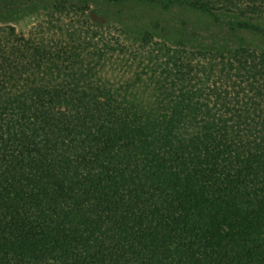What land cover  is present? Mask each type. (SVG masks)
I'll return each mask as SVG.
<instances>
[{
	"label": "trees",
	"instance_id": "1",
	"mask_svg": "<svg viewBox=\"0 0 264 264\" xmlns=\"http://www.w3.org/2000/svg\"><path fill=\"white\" fill-rule=\"evenodd\" d=\"M173 1L264 19L263 0ZM120 95L39 89L0 108V264H264L263 112L207 108L198 128L192 93L146 117Z\"/></svg>",
	"mask_w": 264,
	"mask_h": 264
},
{
	"label": "rangeland",
	"instance_id": "2",
	"mask_svg": "<svg viewBox=\"0 0 264 264\" xmlns=\"http://www.w3.org/2000/svg\"><path fill=\"white\" fill-rule=\"evenodd\" d=\"M263 63L264 19L239 13L208 14L173 0L0 2V108L23 102L18 93L108 87L121 94L110 105L134 104L145 117L192 93L194 105H206L189 116L198 128L211 119L207 108L235 124L236 111L256 106L261 121Z\"/></svg>",
	"mask_w": 264,
	"mask_h": 264
}]
</instances>
